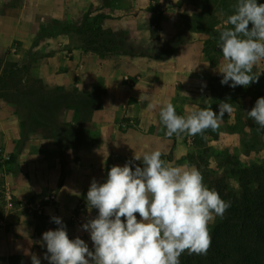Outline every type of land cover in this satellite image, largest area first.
I'll list each match as a JSON object with an SVG mask.
<instances>
[{
	"label": "crops",
	"instance_id": "0c3cea01",
	"mask_svg": "<svg viewBox=\"0 0 264 264\" xmlns=\"http://www.w3.org/2000/svg\"><path fill=\"white\" fill-rule=\"evenodd\" d=\"M103 1L0 0V54L9 50L19 56L23 49L37 50L28 70L46 87L91 90L102 85L100 107L87 121L98 139L93 140L88 128L78 140L61 146L41 127L22 137L18 114L0 94V145L11 152L15 197L42 203L41 213L20 210L0 225V264H31L32 254L41 264H49L42 234L58 227L52 217L62 220L70 239L79 237L93 250L89 233L81 228L98 214L86 200L92 180L103 183L112 166H124L145 151L160 150L163 155L171 150L172 159L176 158L179 140L163 134L160 107L168 101L174 104L176 85L196 87L208 81L202 40L194 37L176 45L169 41L177 32L176 7L163 11L154 35L155 14L148 8L153 0H122L114 6ZM88 10L109 16L102 21L104 28L131 30L130 38L144 41L147 52L135 49L100 56L86 52L72 31L39 33L48 21L78 22ZM165 45L174 47L163 49ZM48 195L54 199L45 200ZM10 256L15 258L9 261Z\"/></svg>",
	"mask_w": 264,
	"mask_h": 264
},
{
	"label": "clouds",
	"instance_id": "9594fccd",
	"mask_svg": "<svg viewBox=\"0 0 264 264\" xmlns=\"http://www.w3.org/2000/svg\"><path fill=\"white\" fill-rule=\"evenodd\" d=\"M232 9L226 20L229 27L219 30L217 47L223 60L217 71L222 85L248 87L258 82L260 73L254 68L264 61V3L236 0ZM233 111L231 103L222 101L218 114L208 105L178 115L168 101L160 107L159 118L168 137L195 136L217 130L224 114ZM247 116L258 132L264 131V97L256 100ZM161 157L160 150L145 151L133 157L142 166L133 170L127 162L114 165L103 183L93 179L86 200L98 214L81 225L93 250L79 237L70 239L62 220L52 217L58 227L42 234L44 259L49 264H181L185 252L206 255L210 225L217 217L223 219L231 203L204 183L196 166L171 165ZM31 264H41L35 254Z\"/></svg>",
	"mask_w": 264,
	"mask_h": 264
},
{
	"label": "rangeland",
	"instance_id": "374dc122",
	"mask_svg": "<svg viewBox=\"0 0 264 264\" xmlns=\"http://www.w3.org/2000/svg\"><path fill=\"white\" fill-rule=\"evenodd\" d=\"M108 1L114 6L115 3L122 0ZM194 2L195 0H153V4L148 7L154 12V18L157 23V26L155 25L152 30L154 35L158 34L160 28L159 23L164 16L163 11L170 5L176 7L177 32L169 41H174V45H176V43L185 42L194 37L200 38L203 44L202 51L205 50V53L202 52L203 59L209 64L210 69L207 83L203 85L198 84L196 87L189 84L176 85L177 90L173 105L178 115L185 116L192 109L208 105H211V109L218 114L219 104L222 101L231 103L234 111L231 114H224L219 128L215 131L209 129L204 132L203 135L195 136L188 135L187 133L173 135L174 138L179 140L180 144V146H178L180 148L178 156L172 159L170 150L168 153L163 154L161 159L171 165L189 163L196 166L201 171L204 183L209 188H214L216 191L217 188H219L223 193L236 197L240 191L239 177L247 173L255 165H264V131L258 132V126L247 116V111L251 110L256 100L260 97H264V61L258 62L254 68L256 74L260 73L258 82L252 83L248 87L236 86L232 88L227 84L222 85L220 83L223 78L222 74L217 71L223 60L222 52L214 41L209 40L210 35L199 29H203V25L207 24L208 20L209 22L212 21V17L221 19L220 21H222L221 13L215 10V7L210 3V6H213V8H211L212 10H204V14L199 18L196 14L197 7ZM55 23V21H48L42 26L39 33L44 29H47L48 32L56 31L58 26ZM120 30L125 31L124 36L127 38V41L123 43L125 49L128 51L136 49L143 53L147 52V46L144 41L140 40L139 42H134L130 38L132 35L131 30L130 32L128 30ZM174 45L169 47L165 45L163 49H171ZM37 56L38 51L31 48L23 49L19 56L14 55L9 50L0 54V73L10 62H16V67L19 68L16 72L4 78L5 83L1 89L7 91L6 93H8V95L13 93L15 95V93L19 91V96L17 95L18 98L10 95V104L15 111L19 112V118L21 117L26 120L25 124L23 123L22 137H26L30 131L40 129L31 121V116L29 117L32 111L26 108L24 103L20 101V99L26 98L30 100L35 107L42 110L50 121L47 129L45 128L47 136L54 135L55 130L61 128L60 135L62 139L60 142L64 144L65 142L76 141V133H84V131H87L89 128L92 135L95 137L93 140H97V132L92 125L81 120L83 116L82 108L80 112H75L72 108L64 109L61 105L50 104L49 101L40 103L38 94L26 91L23 85L24 80L36 78L28 68ZM230 83L231 81H229V84ZM95 87L96 88L93 90L99 92L102 85L96 84ZM47 88L53 87L47 86ZM184 93H186L187 96ZM158 120L160 122L159 117ZM160 125L161 130L166 132L161 122ZM54 137L57 139V136ZM168 158H170V162H168ZM137 165L142 166L139 161L134 160L129 162V166L133 169ZM223 193L221 195H223ZM222 199L225 200L224 198ZM222 221L223 219L217 217L215 222L210 225V232L215 225L220 224Z\"/></svg>",
	"mask_w": 264,
	"mask_h": 264
},
{
	"label": "trees",
	"instance_id": "16d2710c",
	"mask_svg": "<svg viewBox=\"0 0 264 264\" xmlns=\"http://www.w3.org/2000/svg\"><path fill=\"white\" fill-rule=\"evenodd\" d=\"M109 2L108 0L103 1L104 5ZM235 2L236 0H195L194 2L199 18L204 14V10H212L213 6L221 13L222 21L212 17L214 19L211 18L210 22L208 20L207 24L203 25V29L199 28L209 34V40L214 41L215 44L218 42L219 30L229 27L226 20L227 16L232 13V5ZM210 3L213 6H210ZM257 3H264V0H257ZM90 11L84 13L78 22L55 21L58 29L53 34L72 31L77 35L80 46L86 52L100 56L129 53L130 51L123 47V43L127 41L124 36L125 31L104 28L102 21L108 15L103 12L91 14ZM203 52L205 53V50ZM16 66V62H10L0 73V94L9 102L10 95L17 97L19 91L15 95L14 93L8 95L7 91H3L1 88L5 83L4 78L19 69ZM23 85L26 91L39 95L40 103L49 101L50 104L61 105L64 109L72 108L75 112H80L82 108L81 120L86 122L89 120L91 112L100 107L99 92L93 89L80 90L76 87L64 88L63 86L47 88L37 77L30 80L25 79ZM22 99L20 101L32 111L29 114L31 121L38 127L47 129L50 121L42 110L35 107L30 100ZM15 112L19 114L18 111ZM19 121L23 129L26 120L20 117ZM60 133L61 128H57L54 135H48L59 146L62 144ZM79 134V132L76 133L77 140ZM54 136H57V139ZM238 181L240 191L236 197L229 196L217 188L220 196L226 201H230L231 206L225 212L223 221L212 228L211 246L207 254L189 255L185 252L180 257L181 264H264V165L253 166L247 173L240 176ZM222 193L223 195H221ZM14 258L10 256L9 261Z\"/></svg>",
	"mask_w": 264,
	"mask_h": 264
},
{
	"label": "built area",
	"instance_id": "2783aa9c",
	"mask_svg": "<svg viewBox=\"0 0 264 264\" xmlns=\"http://www.w3.org/2000/svg\"><path fill=\"white\" fill-rule=\"evenodd\" d=\"M125 80H129L125 77ZM11 163V152L4 145H0V225H3L7 216L20 210L29 213H41L42 203L35 201H18L15 197L14 186L10 179L9 166ZM45 200L54 199L53 195H48Z\"/></svg>",
	"mask_w": 264,
	"mask_h": 264
}]
</instances>
